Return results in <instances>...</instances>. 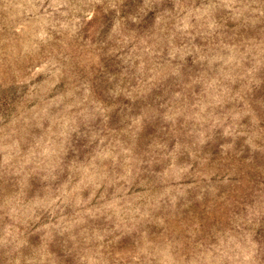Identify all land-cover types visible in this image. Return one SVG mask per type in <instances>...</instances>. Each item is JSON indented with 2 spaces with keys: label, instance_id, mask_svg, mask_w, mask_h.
Masks as SVG:
<instances>
[{
  "label": "rangeland",
  "instance_id": "1",
  "mask_svg": "<svg viewBox=\"0 0 264 264\" xmlns=\"http://www.w3.org/2000/svg\"><path fill=\"white\" fill-rule=\"evenodd\" d=\"M0 264H264V0H0Z\"/></svg>",
  "mask_w": 264,
  "mask_h": 264
}]
</instances>
